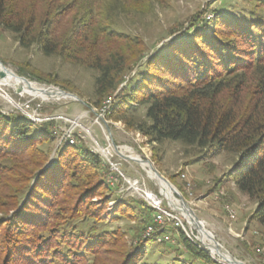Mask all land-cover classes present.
<instances>
[{
    "label": "trees",
    "instance_id": "16d2710c",
    "mask_svg": "<svg viewBox=\"0 0 264 264\" xmlns=\"http://www.w3.org/2000/svg\"><path fill=\"white\" fill-rule=\"evenodd\" d=\"M116 4L0 0V29L23 48L36 45L45 56L95 71V108L117 91L109 115L128 117L125 125L148 143L180 141L212 157L237 155L227 178L256 203L252 219L264 228V0H245L238 10L222 3L214 18L190 25L148 57L138 38L114 29ZM126 5L120 8L130 11ZM135 65V76L118 90ZM140 110L142 120L133 122ZM59 134L53 120L34 123L0 111V264H158L142 263L140 248L158 245L159 253L168 242L156 238L169 226H156L144 201L119 199L97 153L81 140L57 146ZM121 219L156 229L147 239L136 234L137 245L128 248L122 231L109 226ZM179 238L187 264H219L181 232Z\"/></svg>",
    "mask_w": 264,
    "mask_h": 264
},
{
    "label": "rangeland",
    "instance_id": "374dc122",
    "mask_svg": "<svg viewBox=\"0 0 264 264\" xmlns=\"http://www.w3.org/2000/svg\"><path fill=\"white\" fill-rule=\"evenodd\" d=\"M116 1V8L110 14L112 22L116 25L114 29L131 38H138L144 44L146 57L153 54L161 45L179 36L190 25L208 22L214 18V11L222 3L233 2L237 10L248 6L245 0ZM124 2L129 4L130 11L120 8V4L122 6ZM134 4L139 6V8L134 7L138 11L131 10ZM227 6L229 10L230 4ZM0 64L17 77L39 88H55L73 94L80 100L79 102L68 98L59 100L40 98L14 88L0 86L2 113H13L19 118L26 116L34 123L38 121V117L33 116V113L52 118L60 132L57 146L64 135L62 131L70 130L75 143L81 140L92 152L97 148L96 145L101 151H108L107 157L111 164L115 165L125 178L136 182L140 193L146 190L159 195V192L162 194L161 187L146 173L148 164L151 165L179 192L204 229L232 258L244 264H264V228L252 219L256 203L240 193L227 178V173L235 164L237 155L221 152L212 157L180 141L164 140L158 144L148 143L138 131L125 125L128 117L123 118L125 120L123 121L109 115L117 91L108 97L111 99L109 105H104L108 100L106 98L95 108L94 79L97 75L95 71L68 63L57 56H45L36 45L23 48L12 33L1 29ZM136 72L137 66H130L118 90L123 88ZM132 118L133 122L141 121L143 111L140 110ZM113 145L117 147V151ZM97 155L106 166L109 168L112 166L106 156L98 153ZM134 155L144 161L142 164L146 167L122 157ZM112 176L115 180L110 185L119 199L144 201L136 192L128 190V185L118 173L113 171ZM115 204L116 201L110 202L109 207ZM109 226L122 231L128 248L136 246L139 237L143 239L145 230H139L135 221L121 219ZM136 234L139 237H136ZM168 236L170 242L165 243V249H161L159 253L154 251L158 245L145 244L140 248L144 254L142 263L147 260L149 263L162 264L165 263L164 259L171 261L174 258L179 259L181 264L189 263L185 252L179 249V232L169 227ZM136 251L137 249L134 250Z\"/></svg>",
    "mask_w": 264,
    "mask_h": 264
},
{
    "label": "built area",
    "instance_id": "2783aa9c",
    "mask_svg": "<svg viewBox=\"0 0 264 264\" xmlns=\"http://www.w3.org/2000/svg\"><path fill=\"white\" fill-rule=\"evenodd\" d=\"M109 101V98H108ZM26 115V114H25ZM29 115V114H28ZM33 116L38 117V120L40 122H45V121H51L53 120L52 118H45L42 117L38 114L33 113ZM61 130V128H60ZM62 131V130H61ZM64 132V135L61 139L60 142L63 141H72L73 140V134L69 131H62ZM97 148L93 149V151L95 153L98 154H103L104 156L107 157V155L109 154L108 151H101V149L98 147V145H96ZM108 159V157H107ZM108 162L111 164V162L108 159ZM112 166H110V172L112 173L113 171L118 173L120 175V177L123 178V180L125 181V183L128 185V190H133L134 192H136V194L140 195V197L148 204V206L154 210V218H153V223L156 226H164V225H168L169 227H171L172 229L181 232L185 238L187 240H189L192 244L196 245L198 248L205 250L204 247L200 244V236L195 229L192 227L189 219L187 218V216L185 214L182 213L181 209H180V205H179V201L177 200V198L175 196H173L171 202H169L167 200V198H164L160 192L159 195L156 194H152L149 191H143L142 193L139 192V190L136 187V182H131L129 179L125 178L118 170V168L111 164ZM115 180V178L110 175L108 177V183L109 184H113V181ZM153 195V196H151ZM175 201V202H174ZM165 203V204H164ZM155 227L153 225H148L143 233V239H147L149 238L152 234H154L155 232ZM170 237L168 235H162L156 238V241L158 243L161 242H170ZM216 262V261H215ZM219 263V261L217 262Z\"/></svg>",
    "mask_w": 264,
    "mask_h": 264
},
{
    "label": "bare ground",
    "instance_id": "6f19581e",
    "mask_svg": "<svg viewBox=\"0 0 264 264\" xmlns=\"http://www.w3.org/2000/svg\"><path fill=\"white\" fill-rule=\"evenodd\" d=\"M2 74V75H1ZM0 86H7L10 88H14L22 93H26V94H32L35 95L36 97H40V98H47V95L45 92H42V90L45 89H39V87H37L35 84L33 83H28V81H22L19 77H17L13 72H11L10 70L4 68L1 64H0ZM15 92V91H14ZM54 99L59 100V99H65L63 97L60 98V96H55ZM111 99L109 98V101L106 100V103L104 104L109 105L110 104ZM106 108V107H105ZM108 109V108H106ZM104 110V109H103ZM105 112V111H104ZM103 112V113H104ZM39 121V120H38ZM66 142L67 144L71 145L74 142L72 141H63ZM62 142H59V145ZM133 155V154H132ZM134 159H137V157L134 156H130ZM143 167H146L145 164H142ZM146 173H148L154 181L157 182V184L161 187V191H162V196L164 198H167V200L169 202H171V200L173 199L172 197V190L170 188V186L163 180H160L159 178H157L154 173H152L151 171H146ZM153 196V195H151ZM173 201V200H172ZM175 202V201H174ZM200 226H202V223H199ZM204 228V227H203ZM202 230V229H201ZM205 230V229H204ZM201 236H200V241H202V243H204L203 245L206 247H204L206 249V251L208 252L209 256L216 262L219 261V263L221 264H226L224 262H222V260L215 254L216 250L214 248V244L213 242L210 240V236L209 233H207L206 231H202L200 232ZM210 245V246H209ZM215 257H217L218 259H216ZM229 259V261H231L230 257H227Z\"/></svg>",
    "mask_w": 264,
    "mask_h": 264
},
{
    "label": "water",
    "instance_id": "95a60500",
    "mask_svg": "<svg viewBox=\"0 0 264 264\" xmlns=\"http://www.w3.org/2000/svg\"><path fill=\"white\" fill-rule=\"evenodd\" d=\"M1 75H2V74H1ZM0 77H2V76H0ZM20 79H21L22 81H27V80H25V79H23V78H20ZM28 83H30V82H28ZM39 89H45V90H42V92H45V93H46L47 98H54V97L57 95V96H60V98L63 97V98H68V99L76 100V101H79V102H80V100H78L77 97H76L75 95H73V94H69V93H66V92H64V91L57 90V89H55V88H39ZM113 146H114V149L117 151V147H116L115 145H113ZM122 157H123L124 159H127V160H133L134 162H136V163H138V164H142V163H144V161H142V160H140V159H132V158H130V157H125V156H122ZM52 159H53V155H51L50 160H49L47 166L51 163ZM147 169H148L149 171H151L152 173H154V175H155L157 178H159L160 180L165 181V182L170 186V188H171V190H172V191H171V192H172V195L175 196V197L177 198V200L179 201V205H180V209H181L182 213L185 214V215L187 216V218L189 219V221H190L192 227L195 229V231H196L199 235H201L200 232H202V231H206V230H204L203 225L200 226V224H199V223H200L199 220L196 218V216L194 215L193 211L189 208V206L187 205V203L182 199V197H181V195L179 194V192L176 191V190H175V189L169 184V182H168L166 179H164L162 176H160V175L157 173V171L153 169V167H152L151 165L148 164ZM201 229H202V230H201ZM206 232H207V231H206ZM207 233H208V232H207ZM209 236H210V237H209L210 240H211V241L213 242V244H214V248H215V250H216L215 254H216V255L222 260V262H224V263H226V264H244V263H242V262H240V261H236L234 258H232L231 255H230L227 251L223 250L222 246H221L218 242H216V241L214 240V238H213V236H212L211 234H209ZM200 244H201L203 247H205V246L203 245L204 243H202V241H200ZM209 246H210V245H209ZM205 248H206V247H205ZM205 248H204V249H205ZM205 250H206V249H205ZM227 257H230V258H231V261H229V259H228Z\"/></svg>",
    "mask_w": 264,
    "mask_h": 264
}]
</instances>
